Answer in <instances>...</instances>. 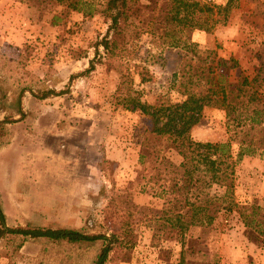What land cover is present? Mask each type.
I'll return each instance as SVG.
<instances>
[{
  "label": "rangeland",
  "instance_id": "obj_1",
  "mask_svg": "<svg viewBox=\"0 0 264 264\" xmlns=\"http://www.w3.org/2000/svg\"><path fill=\"white\" fill-rule=\"evenodd\" d=\"M199 1L224 5L227 0ZM233 4L224 23L209 32L194 29L188 41L198 51L238 58L234 79L240 71L261 79L264 0ZM54 14L62 17L57 25L51 23ZM218 16L222 19L223 12ZM107 25L99 13L84 16L49 0H0V121H6L0 133V203L7 226L107 232L100 210L109 196L133 212L160 214L162 199L148 193L150 186L145 185L154 171L153 159L146 162L145 171L139 162L140 155L152 153L143 144L151 121L123 108L118 99L129 88L149 103H177L181 96L172 75L186 69L191 56L184 48L168 47L144 33L128 43L121 59L108 58L94 45ZM107 59L115 60L119 70L107 69ZM90 61L94 68L86 72ZM47 90L63 93L41 98ZM261 90L264 95V82ZM189 135L200 142L226 139L218 95L210 96ZM156 148L183 173L201 177L190 167L192 154L184 148L165 141ZM154 166L163 168L157 162ZM144 186L148 192L140 191ZM209 191L221 195L223 187L214 185ZM258 195L264 207V159L242 157L234 175L237 209L248 213ZM225 219L220 229L193 230L185 237L179 230L136 223L137 241L129 261L106 264H264V233L242 226L237 212ZM5 246L0 239V264H90L96 252L26 238L16 253L9 250V259L1 255Z\"/></svg>",
  "mask_w": 264,
  "mask_h": 264
},
{
  "label": "trees",
  "instance_id": "obj_2",
  "mask_svg": "<svg viewBox=\"0 0 264 264\" xmlns=\"http://www.w3.org/2000/svg\"><path fill=\"white\" fill-rule=\"evenodd\" d=\"M49 1L84 16L99 13L108 25L106 33L94 45L101 46L108 58L121 59L128 52V43L144 33L168 47L184 48L191 57L186 69L172 75V85L181 96L177 103L166 100L149 103L140 99L138 91L129 88L118 99L123 108L139 111L151 121L143 144L151 148L152 153L150 157L140 155L139 162L145 171L146 162L153 159L150 166L154 171L145 182L150 186L149 192L145 186L140 191L162 199L160 214L151 217L133 212L125 209L114 196H109L100 210L107 232L87 234L64 227L7 226L0 203V239L6 243L1 255L11 259V253H16L22 241L30 238L79 249H96L90 264L129 261L137 241L136 223L145 221L156 230H179L185 237L193 230L220 229L222 220L232 211L237 212L244 227L263 234L264 207L258 202L261 196L252 200L248 213H243L237 209L233 192L235 167L242 157L264 159V95L261 90L264 77L259 79L256 73L249 75L240 71L234 79L232 72L240 67L238 58L219 56L214 50L198 51L194 43L188 41L192 30L209 32L218 22L224 23L228 11L235 6L234 0H227L224 5L199 0ZM220 12H223L222 19L218 16ZM61 20L60 15L54 14L51 23L57 25ZM104 64L107 69L119 70L115 60L107 59ZM93 68L94 63L90 61L86 72ZM200 85L205 87L204 91ZM59 93L63 91L47 90L40 97ZM213 95L220 97L227 137L215 143L196 141L190 137L189 130L199 122L203 107ZM5 122L0 121V133ZM161 141L176 144L191 153L190 167L198 169L201 177L183 173L180 166L159 155L156 144ZM156 162L163 166L162 170L154 166ZM214 185L223 187L221 195L210 194ZM17 237L21 238L19 243L15 242Z\"/></svg>",
  "mask_w": 264,
  "mask_h": 264
},
{
  "label": "crops",
  "instance_id": "obj_3",
  "mask_svg": "<svg viewBox=\"0 0 264 264\" xmlns=\"http://www.w3.org/2000/svg\"><path fill=\"white\" fill-rule=\"evenodd\" d=\"M72 175H77V173L72 172ZM79 175H82V172H80ZM239 223L241 224V222H239ZM249 243H251V242H249ZM251 244H252L253 248L256 247L255 244H253V243H251ZM250 248H251V246H250Z\"/></svg>",
  "mask_w": 264,
  "mask_h": 264
}]
</instances>
